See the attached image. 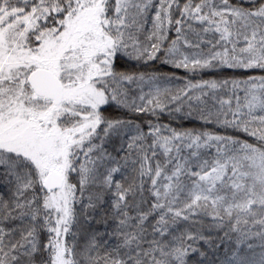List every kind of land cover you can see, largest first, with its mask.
<instances>
[{
    "label": "snow or ice",
    "instance_id": "6c2138e0",
    "mask_svg": "<svg viewBox=\"0 0 264 264\" xmlns=\"http://www.w3.org/2000/svg\"><path fill=\"white\" fill-rule=\"evenodd\" d=\"M0 264H264V0H0Z\"/></svg>",
    "mask_w": 264,
    "mask_h": 264
}]
</instances>
